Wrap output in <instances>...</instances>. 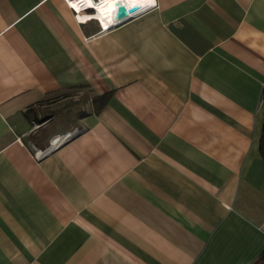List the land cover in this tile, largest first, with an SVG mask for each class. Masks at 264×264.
Segmentation results:
<instances>
[{"label":"crops","instance_id":"obj_1","mask_svg":"<svg viewBox=\"0 0 264 264\" xmlns=\"http://www.w3.org/2000/svg\"><path fill=\"white\" fill-rule=\"evenodd\" d=\"M145 3L0 0V264H264V0Z\"/></svg>","mask_w":264,"mask_h":264},{"label":"built area","instance_id":"obj_2","mask_svg":"<svg viewBox=\"0 0 264 264\" xmlns=\"http://www.w3.org/2000/svg\"><path fill=\"white\" fill-rule=\"evenodd\" d=\"M100 1L101 0H91V2H93V3L95 2L96 4L100 3ZM66 2L68 4V6L72 9V11L76 15H78L80 12L85 11L86 9H89V7H88L89 5H93L91 3L90 4L81 3L80 0H66ZM72 2H76L77 6H75ZM126 6H130V5H126ZM143 8L144 7L141 8V6H139L138 9L136 10V12L138 10L143 9ZM131 14H133V13H131ZM131 14H128V15H131ZM122 19L123 18H118L116 16V6H115L113 8V11H112V17L109 19V21L106 22V23H102V21H101V24H99V32H103V31L107 30L110 26L115 25L116 23H118ZM65 138H66V136H64V137H62V136H54L53 138H51V140L49 142V146H51V148H53V147L57 146L59 144V142L62 141L63 139H65Z\"/></svg>","mask_w":264,"mask_h":264},{"label":"bare ground","instance_id":"obj_3","mask_svg":"<svg viewBox=\"0 0 264 264\" xmlns=\"http://www.w3.org/2000/svg\"><path fill=\"white\" fill-rule=\"evenodd\" d=\"M119 1V0H118ZM112 2H114L112 0ZM120 2V1H119ZM75 6H77L76 2H72ZM115 3V2H114ZM129 3L132 4H137L140 5L141 4V0H131ZM91 4H93V2H91ZM104 2L101 0L100 3L95 5L96 11L100 14V19H102L103 16H105V14L108 12L109 14L113 11V8L115 7L114 4L111 6V4H109L110 7H108V2L106 4H104ZM131 4V5H132ZM146 4V3H145ZM107 5V7H105ZM98 13H96L98 15ZM109 21V15L107 17H105L103 22H108Z\"/></svg>","mask_w":264,"mask_h":264},{"label":"water","instance_id":"obj_4","mask_svg":"<svg viewBox=\"0 0 264 264\" xmlns=\"http://www.w3.org/2000/svg\"><path fill=\"white\" fill-rule=\"evenodd\" d=\"M114 6H116V16L118 18H124L128 14L135 13L139 7L137 4L126 6L124 2H119L118 0L115 1Z\"/></svg>","mask_w":264,"mask_h":264},{"label":"clouds","instance_id":"obj_5","mask_svg":"<svg viewBox=\"0 0 264 264\" xmlns=\"http://www.w3.org/2000/svg\"><path fill=\"white\" fill-rule=\"evenodd\" d=\"M95 5H96V3L94 2L93 5H89L88 7H89L90 9H92V11H93V13H94V15H95V17H96V20L98 21L99 24H101V19H100L99 16L96 14L97 11H96Z\"/></svg>","mask_w":264,"mask_h":264},{"label":"snow or ice","instance_id":"obj_6","mask_svg":"<svg viewBox=\"0 0 264 264\" xmlns=\"http://www.w3.org/2000/svg\"><path fill=\"white\" fill-rule=\"evenodd\" d=\"M81 3H84V4H90L91 3V0H80ZM104 2H109V0H104ZM143 2H146V3H154V0H143Z\"/></svg>","mask_w":264,"mask_h":264},{"label":"rangeland","instance_id":"obj_7","mask_svg":"<svg viewBox=\"0 0 264 264\" xmlns=\"http://www.w3.org/2000/svg\"><path fill=\"white\" fill-rule=\"evenodd\" d=\"M74 100L76 103L80 104L84 99L80 94H78L76 97H74Z\"/></svg>","mask_w":264,"mask_h":264},{"label":"trees","instance_id":"obj_8","mask_svg":"<svg viewBox=\"0 0 264 264\" xmlns=\"http://www.w3.org/2000/svg\"><path fill=\"white\" fill-rule=\"evenodd\" d=\"M261 150H262V154H264V134H262V139H261Z\"/></svg>","mask_w":264,"mask_h":264}]
</instances>
